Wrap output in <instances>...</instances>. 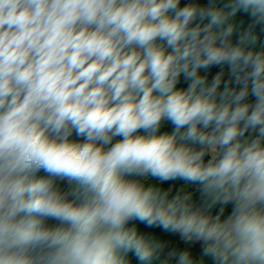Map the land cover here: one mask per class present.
I'll return each mask as SVG.
<instances>
[{
    "label": "clouds",
    "instance_id": "1",
    "mask_svg": "<svg viewBox=\"0 0 264 264\" xmlns=\"http://www.w3.org/2000/svg\"><path fill=\"white\" fill-rule=\"evenodd\" d=\"M0 264H264V0H0Z\"/></svg>",
    "mask_w": 264,
    "mask_h": 264
}]
</instances>
